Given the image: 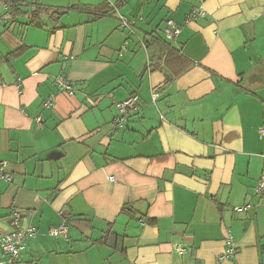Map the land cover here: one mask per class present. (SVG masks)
<instances>
[{
	"label": "crops",
	"instance_id": "obj_1",
	"mask_svg": "<svg viewBox=\"0 0 264 264\" xmlns=\"http://www.w3.org/2000/svg\"><path fill=\"white\" fill-rule=\"evenodd\" d=\"M199 7L0 0V163L13 179L0 180V231L36 229L19 264H216L229 233L237 254L221 264H264V0H206L188 22ZM133 94L139 110L116 127Z\"/></svg>",
	"mask_w": 264,
	"mask_h": 264
},
{
	"label": "built area",
	"instance_id": "obj_2",
	"mask_svg": "<svg viewBox=\"0 0 264 264\" xmlns=\"http://www.w3.org/2000/svg\"><path fill=\"white\" fill-rule=\"evenodd\" d=\"M206 0H198L200 7L194 8L189 14L187 20L188 22L205 18L206 10L204 9V3ZM5 9L8 8L7 5L4 6ZM11 14L5 17L6 20L11 19ZM122 25L124 28H129V22L121 17ZM164 33L168 40H175L181 33L179 26L172 20L166 22V27ZM56 87L63 91L64 93L73 96L75 93V87L63 76H58L55 80ZM159 97L157 93L153 94V99L156 100ZM139 100L140 97L137 94H133L128 99L123 102L117 103L116 107L119 111V115L116 118V127H121L131 113L139 110ZM53 104V100H49L45 103V108L50 109ZM40 122V118L37 120ZM261 137H264V128L259 129ZM8 164L6 162L0 163V180L11 183L13 181L12 176L7 172ZM258 194H264V176L258 181V186L256 187ZM237 211H241V208H236ZM13 230L10 233H2L0 231V264H19L21 252L25 249L27 241L36 235V229L33 227L27 229H21L18 226V220H13L11 222ZM69 229L67 222L61 224L58 228L52 229L50 235L52 237L66 236ZM225 251L223 252L221 258L216 264H221L223 260L232 259L237 254V248L232 239V235L229 233L225 240ZM177 251L180 254L183 253V249L180 246H176Z\"/></svg>",
	"mask_w": 264,
	"mask_h": 264
},
{
	"label": "trees",
	"instance_id": "obj_3",
	"mask_svg": "<svg viewBox=\"0 0 264 264\" xmlns=\"http://www.w3.org/2000/svg\"><path fill=\"white\" fill-rule=\"evenodd\" d=\"M7 3V6H8V8L10 7V9H11V13H12V15H16L17 14V12L20 10V9H18L15 5H14V3H10V2H6ZM125 211H129V208L128 207H125ZM28 264H36V263H34V262H31V263H28Z\"/></svg>",
	"mask_w": 264,
	"mask_h": 264
}]
</instances>
